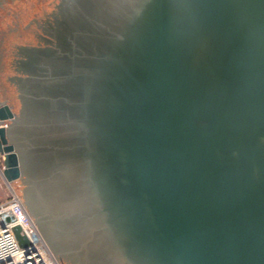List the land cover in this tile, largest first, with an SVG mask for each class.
Returning <instances> with one entry per match:
<instances>
[{"label": "water", "instance_id": "water-1", "mask_svg": "<svg viewBox=\"0 0 264 264\" xmlns=\"http://www.w3.org/2000/svg\"><path fill=\"white\" fill-rule=\"evenodd\" d=\"M38 5L0 28V156L56 260L264 264V0Z\"/></svg>", "mask_w": 264, "mask_h": 264}, {"label": "built area", "instance_id": "built-area-1", "mask_svg": "<svg viewBox=\"0 0 264 264\" xmlns=\"http://www.w3.org/2000/svg\"><path fill=\"white\" fill-rule=\"evenodd\" d=\"M0 127H6V123H1ZM1 188L6 189L7 196L0 201V264H60L44 241L12 184L4 178L2 164L0 166ZM16 226H20L26 235L25 246L17 240L14 233Z\"/></svg>", "mask_w": 264, "mask_h": 264}, {"label": "rangeland", "instance_id": "rangeland-1", "mask_svg": "<svg viewBox=\"0 0 264 264\" xmlns=\"http://www.w3.org/2000/svg\"><path fill=\"white\" fill-rule=\"evenodd\" d=\"M39 1L40 0H0V28L12 39L42 11L41 7L38 5ZM0 162L2 164V161ZM6 196V189L4 190L1 188L0 201L6 199Z\"/></svg>", "mask_w": 264, "mask_h": 264}, {"label": "flooded vegetation", "instance_id": "flooded-vegetation-1", "mask_svg": "<svg viewBox=\"0 0 264 264\" xmlns=\"http://www.w3.org/2000/svg\"><path fill=\"white\" fill-rule=\"evenodd\" d=\"M48 18V17H47ZM47 20V19H46ZM45 22V21H44ZM44 22H41L40 24H42L43 25V23ZM40 32V31H39ZM10 78V77H9ZM9 78H8V80H9ZM10 82V81H9ZM11 83V82H10ZM11 85H13L14 87H15V89H16V86H15V84L14 83H11ZM17 91V90H16ZM17 95H18V92H17ZM20 105V104H19ZM20 107V106H19ZM19 109V108H18ZM18 111V110H17ZM0 161H2V159H1V157H0ZM0 166H1V162H0ZM20 183V185L22 186V188H23V185H22V183L21 182H19ZM22 190V189H21Z\"/></svg>", "mask_w": 264, "mask_h": 264}]
</instances>
